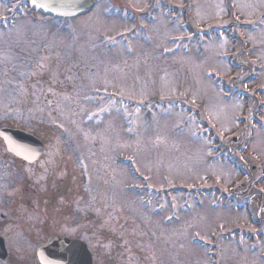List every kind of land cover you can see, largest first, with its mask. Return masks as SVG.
<instances>
[{"label": "rangeland", "instance_id": "rangeland-1", "mask_svg": "<svg viewBox=\"0 0 264 264\" xmlns=\"http://www.w3.org/2000/svg\"><path fill=\"white\" fill-rule=\"evenodd\" d=\"M18 1L0 0V123H53L59 141L21 173L0 141L15 262L44 238L12 196L73 172L56 232L81 233L95 264H264V0H97L60 24L8 14Z\"/></svg>", "mask_w": 264, "mask_h": 264}, {"label": "water", "instance_id": "water-1", "mask_svg": "<svg viewBox=\"0 0 264 264\" xmlns=\"http://www.w3.org/2000/svg\"><path fill=\"white\" fill-rule=\"evenodd\" d=\"M41 3L50 7L40 8ZM93 3L94 0H36V4H33L32 0H29L32 8L63 17L83 13L91 8ZM0 136L8 150L29 161L37 159L44 150L42 139L22 128L2 126ZM5 252L4 243L0 239V257H3ZM34 261L35 264H93L92 253L83 239L58 234H52L37 244Z\"/></svg>", "mask_w": 264, "mask_h": 264}, {"label": "flooded vegetation", "instance_id": "flooded-vegetation-1", "mask_svg": "<svg viewBox=\"0 0 264 264\" xmlns=\"http://www.w3.org/2000/svg\"><path fill=\"white\" fill-rule=\"evenodd\" d=\"M24 2V1H23ZM180 11V10H179ZM12 11H8V13H10ZM14 155L10 154L6 160L4 162L7 161L8 158H10L12 160ZM13 162V160H12ZM72 176L75 177V174L72 172ZM73 183V187H71V189L75 188L74 192H71L70 194H68V196L66 195L65 198L59 197V201L57 203V205H55V203L51 204V207L49 208V206H47L45 204L46 201V195L42 192L38 191V188H32V187H23L22 191L23 194H25V196L21 195L23 198H26L25 200L23 199H19L21 198L19 195H13L12 197H14L16 199V202L12 203H8L9 204V208H10V213L11 215H18L21 214L23 212L25 213H30L33 215L34 219L38 220L37 224L32 225V223L27 222L25 225L26 227L22 230H26V237L29 240L34 239V235H40L42 236L44 239H41L40 241H43L47 238V236L49 234L52 233H57L56 229L58 228L59 225V220H60V216H65L66 218H70L71 214H73V204L71 202V196H73V194L79 189V187L77 185H75V182ZM21 191V193H22ZM28 192V193H27ZM61 200V201H60ZM30 208V210H29ZM10 218H4V223L3 226L5 224H8L10 222ZM50 220V221H49ZM50 222V225L52 227V232H50L49 234H46L44 232L45 230V224L46 222ZM69 221V219H68ZM29 226H33L30 231H28L26 228ZM0 231L2 232V228H0ZM38 231L36 234L35 232ZM87 232H90V230H88ZM79 233V232H78ZM80 234V233H79ZM1 236H3V234L0 233ZM37 235V236H38ZM78 234L72 235V236H77ZM80 237H83L82 234L78 235ZM85 238V237H83ZM4 242H5V238L3 236ZM39 241V242H40ZM6 244V243H5ZM6 246V245H5ZM6 252L5 255L3 257H0V264H26L25 260H21V262H15V257L8 251L7 247H6ZM35 253V252H34ZM34 256V254H33ZM32 256V263L34 264V259Z\"/></svg>", "mask_w": 264, "mask_h": 264}, {"label": "trees", "instance_id": "trees-1", "mask_svg": "<svg viewBox=\"0 0 264 264\" xmlns=\"http://www.w3.org/2000/svg\"><path fill=\"white\" fill-rule=\"evenodd\" d=\"M55 21H57L56 23L60 24L62 19L56 17ZM57 130H58V127L53 123L51 124L50 123H38V128H36L37 133L41 135L46 141H57L58 140L57 138H59L58 133L56 134ZM48 185L51 186V188L49 189V192L46 194L47 199L45 201V204L49 206V208L51 207L52 203L53 204L55 203V205H57L59 201V197L66 196V195L68 196V194L75 191V188L71 189V187H73V183L69 179L64 178V177L57 178L54 176L50 180V183ZM44 232L46 234H49L50 232H52V227L50 225V222L48 221L45 224Z\"/></svg>", "mask_w": 264, "mask_h": 264}, {"label": "snow or ice", "instance_id": "snow-or-ice-1", "mask_svg": "<svg viewBox=\"0 0 264 264\" xmlns=\"http://www.w3.org/2000/svg\"><path fill=\"white\" fill-rule=\"evenodd\" d=\"M32 3H33V4H36V0H32ZM39 7H40V8H45V7H50V5H46V4H44V3H41V4L39 5Z\"/></svg>", "mask_w": 264, "mask_h": 264}]
</instances>
